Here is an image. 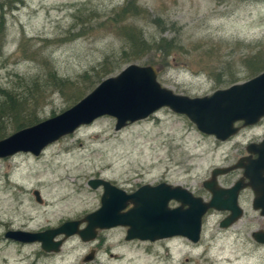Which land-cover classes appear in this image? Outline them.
<instances>
[{
	"label": "rangeland",
	"instance_id": "1",
	"mask_svg": "<svg viewBox=\"0 0 264 264\" xmlns=\"http://www.w3.org/2000/svg\"><path fill=\"white\" fill-rule=\"evenodd\" d=\"M125 1L0 0V89L27 96V111L35 113L33 97L42 85L20 89L35 78L42 82L52 69L67 79L60 90L47 88L36 106L41 122L77 103L72 93L79 91L84 97L132 63L152 65L163 87L189 97L210 95L254 77L245 60L264 45V0H138L146 13L127 22L148 42L164 37L182 48L167 60L149 53L139 61L121 63L125 45L111 18ZM105 57L108 64L101 67ZM114 125L113 117L103 116L48 145L39 156L20 152L0 159V236L6 224L59 227L96 211L103 191L91 188L90 179L107 180L126 193L164 182L208 201L210 194L202 183L212 169L236 161L248 143L264 139V118L220 142L168 108L120 131ZM16 131L8 127L5 137ZM58 196L59 204L53 205ZM243 198L249 216L239 225L252 216L248 194ZM169 206L178 203L170 201ZM218 220L213 212L205 215L198 245L176 239L173 253L157 262L144 254L140 243L126 242V229L118 226L101 230L93 243L70 237L55 264H81L91 248L98 251V264H264L258 259L260 252L240 247L232 233L221 237ZM247 252L254 258L247 259ZM6 254L16 257L14 252Z\"/></svg>",
	"mask_w": 264,
	"mask_h": 264
},
{
	"label": "water",
	"instance_id": "2",
	"mask_svg": "<svg viewBox=\"0 0 264 264\" xmlns=\"http://www.w3.org/2000/svg\"><path fill=\"white\" fill-rule=\"evenodd\" d=\"M157 75L152 65L129 64L117 76L103 80L60 114L0 140V159L20 152L38 156L48 145L103 116L113 117L114 130L120 131L129 124L149 118L161 108H168L187 117L198 131L220 142L264 118V71L245 82L201 97L176 94L163 87L157 81ZM246 152L249 156L239 158L236 164L212 169L210 178L202 183L210 194L208 201L186 188L164 182L142 185L134 192L126 193L109 181L90 179L88 184L91 188H103L100 207L83 218L82 222L86 223L84 229L78 227L82 222L68 221L55 230L47 231L43 247L47 251H57L60 242H52L56 235L78 234L83 241H88L96 237L98 230L118 226L127 227V241L183 236L196 243L207 212L229 211V217L221 224L224 227L232 225L242 213L237 204L239 192L246 186L254 188L256 182L259 187L253 189L256 195L254 207L260 208L264 216V206L257 204V201L264 200V139L249 143ZM252 154L257 157L252 159ZM237 169L244 170L243 178L232 187H220L218 177ZM243 179L248 180L246 185L242 184ZM35 197L39 201L36 192ZM170 201L178 203V206L170 207ZM129 205L131 207L127 209ZM8 235L20 240L34 236L22 232H9Z\"/></svg>",
	"mask_w": 264,
	"mask_h": 264
},
{
	"label": "flooded vegetation",
	"instance_id": "3",
	"mask_svg": "<svg viewBox=\"0 0 264 264\" xmlns=\"http://www.w3.org/2000/svg\"><path fill=\"white\" fill-rule=\"evenodd\" d=\"M244 156H249L246 153V147H245V153L241 155L239 158L244 157ZM252 159H255L257 157L256 154H252ZM238 158V159H239ZM238 159L232 163L226 164L223 167H230L234 164L237 163ZM243 169H237V170H232L228 174L219 177L218 179V184L222 188H229L232 187L236 182L240 181L243 178ZM248 180L243 179L242 184H247ZM258 182L254 183V188L250 186L244 187L238 195L237 198V204L241 207L242 213L240 218L233 223L232 225L228 227H224L221 223L226 220L230 212L229 211H216V210H209L207 214L209 213H215L219 216V220L217 223V231L219 234H221V237H226V234L232 233L235 238V243L238 244L240 247L244 248H251L252 252H260L262 255L258 257L260 260H264V216L261 215V209H256L254 207V201H255V193L254 190L255 188L258 189ZM98 188H102L99 186ZM97 189V188H96ZM103 191V188H102ZM244 194H248L249 196V205H250V211H252V216L246 220L244 224H240L239 222L246 216H249L248 211L245 210L243 207L245 203V199L243 198ZM35 196V193H34ZM36 199V198H35ZM37 202H40L36 199ZM258 205H263L264 206V200L263 201H257ZM129 209V208H127ZM83 218L79 219L78 221L82 222ZM83 223V222H82ZM81 224V223H80ZM79 224V229H84L86 226L83 228H80ZM59 227H48V226H43V227H35L30 224H24L16 227H12L11 224H6L4 226V232L3 235L0 236V261L4 263H12V260L16 264H49V263H54L61 258V254L63 251V247L66 243V241L72 237V236H78V234H73L70 236H65L64 234L61 235H56L52 238V242H60V245L58 246L57 251H47L43 245L44 242L47 241V231L50 230H55ZM116 228V227H113ZM110 229H102V231H107L111 230ZM127 230V227H124ZM101 230L97 231V235ZM9 232H22L27 233V234H40V236H31L28 238V240H20V239H15L9 237L8 233ZM126 233V232H125ZM126 235V234H125ZM79 237V236H78ZM94 238L93 240H88V241H83L80 237L81 242L83 243H93L96 241L97 238ZM25 239V238H24ZM27 239V238H26ZM176 239H181L184 240L188 245H198L200 243L201 237L198 240V242L193 243L191 240H189L186 237L183 236H169V237H162L158 238L154 241L150 240H139V239H132V240H124L126 242H131V241H136L142 245L143 252L149 258L151 261L155 258V262L158 261V259L162 256H168L171 255L174 251L173 244L176 241ZM15 253V258L11 259L8 257L6 253ZM97 249L96 248H91L86 254L83 255L82 257V262L81 264H98L97 259ZM246 257L247 259H253L254 257H249V253L247 252ZM114 257V255H113ZM247 261V260H246ZM264 263V261L262 262Z\"/></svg>",
	"mask_w": 264,
	"mask_h": 264
},
{
	"label": "trees",
	"instance_id": "4",
	"mask_svg": "<svg viewBox=\"0 0 264 264\" xmlns=\"http://www.w3.org/2000/svg\"><path fill=\"white\" fill-rule=\"evenodd\" d=\"M137 1L138 0H126L112 12L111 21L119 28L117 30L118 34L123 39L125 45V49L122 51L121 57H119L120 62L132 63L139 61L149 53H159L164 60H167L174 55L176 48L181 49L182 47H180L179 42H176L175 39H167L164 37H160L158 41L148 42L140 29L134 27L132 23L127 22L131 16H139L142 13H146V11L137 4ZM14 2H20V0H14ZM2 29H0V33ZM263 49L264 45H262V49H259L254 54L255 56L252 54V56H249L250 58L245 60V65L249 69L250 75L256 76L264 71V62L261 60ZM107 64L108 57H105L100 66L106 67ZM102 71H105V69ZM47 73L48 74L44 77L42 82L35 78L30 82V85L28 84L23 89H20L21 91L26 90L27 87L30 89L35 88L36 85H42L41 89L36 91L35 97H33L35 113L34 111H27L26 104L29 103L24 99L27 98V96L14 92L13 90L0 89V94L2 96V100L0 101V140L5 138V132L10 126H12L15 131H18L22 128L35 125L36 122H38L36 117V106L44 100L47 88L52 87L60 90L62 87L66 86L68 80L56 76L53 69L47 71ZM98 73L99 72H96L95 74ZM83 78H86V75H84ZM217 82L220 83L221 81L217 79ZM69 94L71 95V93ZM82 96L83 93L79 91L71 95L73 102L81 100L83 98Z\"/></svg>",
	"mask_w": 264,
	"mask_h": 264
},
{
	"label": "bare ground",
	"instance_id": "5",
	"mask_svg": "<svg viewBox=\"0 0 264 264\" xmlns=\"http://www.w3.org/2000/svg\"><path fill=\"white\" fill-rule=\"evenodd\" d=\"M23 184V183H22ZM52 184V183H51ZM60 202V199H59V196L56 198V200L52 203L53 205H57L59 204ZM2 222V221H1Z\"/></svg>",
	"mask_w": 264,
	"mask_h": 264
}]
</instances>
